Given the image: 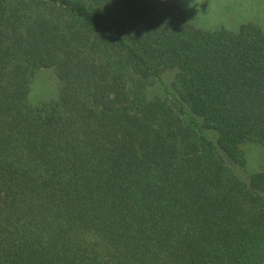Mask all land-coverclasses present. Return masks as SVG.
Instances as JSON below:
<instances>
[{"label":"trees","instance_id":"16d2710c","mask_svg":"<svg viewBox=\"0 0 264 264\" xmlns=\"http://www.w3.org/2000/svg\"><path fill=\"white\" fill-rule=\"evenodd\" d=\"M43 68L60 92L33 102ZM172 68L199 127L148 94ZM246 142L260 27L197 28L178 0H0V264H264V170L225 159Z\"/></svg>","mask_w":264,"mask_h":264},{"label":"rangeland","instance_id":"374dc122","mask_svg":"<svg viewBox=\"0 0 264 264\" xmlns=\"http://www.w3.org/2000/svg\"><path fill=\"white\" fill-rule=\"evenodd\" d=\"M178 2L184 9L188 21L197 28L212 30L224 27L238 31L242 26L252 24L264 30V0H178ZM178 74L179 71L175 68L166 69L149 88L148 94L150 97H160L171 104L184 123L199 127L201 119L191 113L179 92ZM60 88L61 82L54 69L43 68L34 77L30 99L38 103L56 99ZM204 134L208 145L217 146L218 133L215 130L206 129ZM240 150L245 160L244 165L235 163L227 156L225 159L237 175L249 180L250 175L264 170V144L246 142L241 145Z\"/></svg>","mask_w":264,"mask_h":264}]
</instances>
